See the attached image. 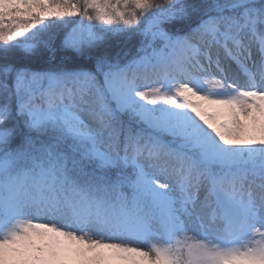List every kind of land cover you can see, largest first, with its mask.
<instances>
[{
  "label": "snow or ice",
  "instance_id": "1",
  "mask_svg": "<svg viewBox=\"0 0 264 264\" xmlns=\"http://www.w3.org/2000/svg\"><path fill=\"white\" fill-rule=\"evenodd\" d=\"M0 264H264V0H0Z\"/></svg>",
  "mask_w": 264,
  "mask_h": 264
},
{
  "label": "trees",
  "instance_id": "2",
  "mask_svg": "<svg viewBox=\"0 0 264 264\" xmlns=\"http://www.w3.org/2000/svg\"><path fill=\"white\" fill-rule=\"evenodd\" d=\"M78 19V18H77ZM133 43H135V41H133ZM21 54L17 53V57H19ZM66 55L68 56V59L71 63H85L86 62V57L85 58H80V57H76L75 59L73 58V54L68 52L66 53ZM28 62V61H25ZM33 65L35 66V62H32Z\"/></svg>",
  "mask_w": 264,
  "mask_h": 264
}]
</instances>
